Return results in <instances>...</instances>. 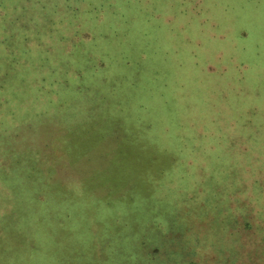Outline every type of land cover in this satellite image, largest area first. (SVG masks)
I'll use <instances>...</instances> for the list:
<instances>
[{"label":"rangeland","instance_id":"374dc122","mask_svg":"<svg viewBox=\"0 0 264 264\" xmlns=\"http://www.w3.org/2000/svg\"><path fill=\"white\" fill-rule=\"evenodd\" d=\"M0 264H264V0H0Z\"/></svg>","mask_w":264,"mask_h":264}]
</instances>
